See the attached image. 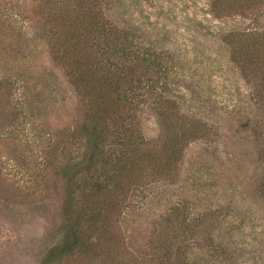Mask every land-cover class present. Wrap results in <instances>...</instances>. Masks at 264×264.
<instances>
[{
  "label": "trees",
  "instance_id": "obj_1",
  "mask_svg": "<svg viewBox=\"0 0 264 264\" xmlns=\"http://www.w3.org/2000/svg\"><path fill=\"white\" fill-rule=\"evenodd\" d=\"M125 2L42 0L32 7L51 58L64 71L80 104L74 125H58V131L52 122L43 125L50 130L45 168L60 187L61 202L60 222L40 263L206 264L201 253H207L217 264H264V227L254 228L257 235L247 251V245L232 239L233 226L217 234L207 223L219 217L210 220L209 213H192L188 201L157 220L137 212L148 197L147 188L175 178L187 147L209 137L216 125L185 109L186 94L175 92L166 81L169 71L164 62L167 58L174 62L175 56L160 47L148 28L122 22L119 9ZM207 4L219 19L254 13L257 25L221 28L214 35L252 85L251 107L237 110V128L245 127L256 142L264 169V26L258 24L264 18L258 9L264 0ZM30 41L9 19L0 17V65L6 70L0 76V115L8 120L20 118L23 107L33 117L49 113L59 101L55 82L39 64ZM15 90L21 96L13 106ZM152 106L158 110L161 128L154 143L140 119ZM258 191L264 201V179ZM192 248H200L195 256L188 252Z\"/></svg>",
  "mask_w": 264,
  "mask_h": 264
},
{
  "label": "rangeland",
  "instance_id": "obj_2",
  "mask_svg": "<svg viewBox=\"0 0 264 264\" xmlns=\"http://www.w3.org/2000/svg\"><path fill=\"white\" fill-rule=\"evenodd\" d=\"M37 1L42 0L0 1V17L9 19L17 32L21 29L31 39L39 64L55 82L59 100L49 113H35L34 117L27 107L17 120L0 115V264H41L60 222L61 202L60 187L45 168L50 130L43 125L52 122L55 130L58 125L72 126L80 114L79 99L62 68L52 60L43 27L32 18ZM208 8L207 0H126L119 9L122 22L125 19L148 28L160 47L175 56L174 62L168 58L164 62L169 71L166 81L175 92L186 94L185 109L216 125L209 137L187 147L175 178L147 188L148 197L137 212L157 220L174 205L188 201L192 213H209L210 220L219 217L207 223L217 234L219 229L233 226L232 239L247 245L249 251L257 235L254 228L260 231L264 227V201L258 191L264 169L256 142L245 127L237 128L236 112L251 107L252 85L214 34L221 28L257 24L254 13L219 19ZM258 9L264 12V7ZM258 24L264 26V18ZM209 29L214 33L209 34ZM5 72L1 64L0 76ZM171 77L175 79L172 83ZM20 96L21 91L15 90L13 106ZM140 119L148 140L154 143L161 132L158 110L148 107ZM131 216L138 219L136 213ZM197 250L200 248L188 252L195 256ZM250 255L247 252L248 258ZM201 256L206 264H217L207 253Z\"/></svg>",
  "mask_w": 264,
  "mask_h": 264
}]
</instances>
